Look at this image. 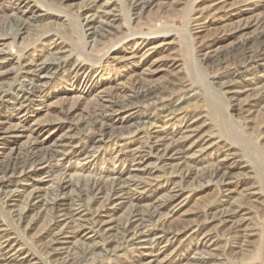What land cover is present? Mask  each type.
<instances>
[{
  "label": "rangeland",
  "instance_id": "1",
  "mask_svg": "<svg viewBox=\"0 0 264 264\" xmlns=\"http://www.w3.org/2000/svg\"><path fill=\"white\" fill-rule=\"evenodd\" d=\"M141 1L0 0V264H264V0Z\"/></svg>",
  "mask_w": 264,
  "mask_h": 264
},
{
  "label": "bare ground",
  "instance_id": "2",
  "mask_svg": "<svg viewBox=\"0 0 264 264\" xmlns=\"http://www.w3.org/2000/svg\"><path fill=\"white\" fill-rule=\"evenodd\" d=\"M143 3V7H149L150 5H152L154 2H156V0H142L141 1ZM173 153V152H172ZM176 154V153H175ZM217 172V171H216ZM220 174V173H219ZM214 176H216L214 174ZM222 178V177H221ZM224 178V177H223ZM222 180V179H221Z\"/></svg>",
  "mask_w": 264,
  "mask_h": 264
}]
</instances>
